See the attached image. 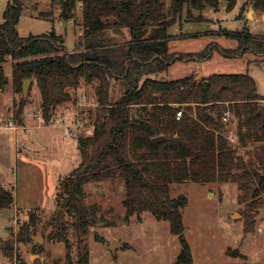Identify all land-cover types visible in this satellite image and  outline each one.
Wrapping results in <instances>:
<instances>
[{"label": "trees", "instance_id": "1", "mask_svg": "<svg viewBox=\"0 0 264 264\" xmlns=\"http://www.w3.org/2000/svg\"><path fill=\"white\" fill-rule=\"evenodd\" d=\"M25 0H8L0 22V90L8 82L4 63L11 59V78L16 91L31 77L40 92V109L51 121L56 106L74 101L72 89L81 79L95 83L96 116L89 135L77 136L81 160L63 182L57 203L75 217V226L86 233L102 220L95 203L86 202L89 181L120 177L125 186V216L149 211L167 220L177 235L180 250L176 262L191 264L193 255L182 219L187 196H172L171 183L232 181L238 200L251 222L252 206L264 200V95L257 92L248 72H215L196 78L153 77L175 60L204 59L207 53H174L168 48L169 25L186 6L203 10L220 0H61L67 16L82 5L83 31L75 49L66 50L63 36L54 28L22 36L17 24ZM231 9L236 0H226ZM264 12V0H250ZM238 39L228 54L251 50L264 55V34L250 35L248 28L229 32ZM121 80L117 98L110 95L112 80ZM182 115L176 118V112ZM24 103L14 113L15 125L23 124ZM226 117V119H224ZM230 117V118H229ZM230 119L240 146L250 147L244 157L224 132ZM164 135L157 142L153 137ZM12 188L0 183V209L14 205ZM31 213L21 231L34 223ZM247 226H249L247 224ZM55 227L67 244L59 223ZM32 237L29 234V237ZM52 236V235H51ZM9 249L4 248L5 252ZM88 252L77 264H87Z\"/></svg>", "mask_w": 264, "mask_h": 264}, {"label": "rangeland", "instance_id": "2", "mask_svg": "<svg viewBox=\"0 0 264 264\" xmlns=\"http://www.w3.org/2000/svg\"><path fill=\"white\" fill-rule=\"evenodd\" d=\"M7 2L0 0V22ZM170 2L163 0L165 10ZM243 3L244 0H236L228 9L226 0H220L217 6L209 5L192 12V16L184 6L168 27L172 35L168 41L169 51L204 52L207 57L176 60L164 71V77L179 78L195 70L209 74L249 68L263 80L264 64L248 61L251 52L232 55L223 51L238 46V39L229 32L249 28L250 35H261L253 32L264 30L257 22L250 24L251 20L248 24L247 20L245 24L239 17L241 8L244 16L250 0ZM61 12V0H25L18 32L27 36L54 28L63 36L66 50H73L83 31L82 5L76 4L72 17H64ZM254 12L257 16L264 13L258 9ZM11 62L7 59L4 63L8 82L0 90V165L3 168L0 182L12 188L15 200L12 207L0 209V264H77L85 251L88 252L87 264H180L176 262L180 243L177 235L170 232L167 220H157L149 211L125 216V186L120 177L89 181L84 185L86 202L99 207L102 220L91 225L86 233L78 230L75 217L58 205L57 196L63 182L81 160L77 136L93 131L92 122L100 107L92 105L96 81L81 79L87 104L75 106L82 97L76 88V91L71 90L74 101L69 103L71 116L65 118V123L79 125L71 126V130L69 127V134L58 121L64 111L58 106L49 121L53 123L43 125L46 122L35 80L30 82L28 95L23 99L21 91H16L12 83ZM120 84V79L112 80V98H117L121 92ZM21 102L27 126L14 129V113ZM229 118L224 121L229 122L227 128L232 130L224 133L246 157V151L252 146L239 145L234 133L235 123ZM170 192L172 196L183 194L188 199L182 219L193 255L191 264H264V200L259 206H252L251 222L247 223L250 219L244 214L245 203L238 200L236 182H174L170 184ZM59 208L62 210L57 223L63 228L67 244L55 227ZM31 213L35 222L28 224V232L21 231ZM29 234L40 235L42 241H36ZM112 240L117 242L114 251L110 248ZM4 248L9 251L5 252Z\"/></svg>", "mask_w": 264, "mask_h": 264}, {"label": "crops", "instance_id": "3", "mask_svg": "<svg viewBox=\"0 0 264 264\" xmlns=\"http://www.w3.org/2000/svg\"><path fill=\"white\" fill-rule=\"evenodd\" d=\"M247 0H244V3L246 2ZM243 3V4H244ZM243 6V5H242ZM248 7H249V5H248ZM247 10L248 9H246V12H247ZM198 10H196V9H192V12H197ZM241 11H242V8H241ZM241 11H240V14H239V17H241L243 20H244V22H245V24H246V21H247V17H246V12H245V14H244V16H242L241 15ZM201 15V14H200ZM253 22H257V24L259 25H262V27H264V13H262V14H260L259 16H257L256 14H255V12L253 13V18H252V21H251V23L250 24H252ZM248 30H249V28H248ZM250 31V30H249ZM264 31V30H263ZM263 31H261V32H253V33H257V34H264V32ZM252 33V32H251ZM172 36V35H171ZM171 38V37H170ZM169 38V39H170ZM224 49H234V48H224ZM171 52V51H170ZM246 52H251L252 54L250 55V57L248 58V61H255V64L256 63H258V64H264V55H260V54H255L253 51H251V50H245V51H242V52H240V53H238V55H241L242 53H246ZM174 53H177V52H174ZM177 54H179V53H177ZM194 58V57H193ZM186 59H189V58H186ZM196 59H198V58H196ZM180 60H183V59H180ZM200 60H204V59H200ZM176 61V60H175ZM174 62V61H173ZM172 62V63H173ZM238 72H248L253 78H254V80H255V84H256V89H257V92L259 93V94H261V95H264V76H263V80H260V79H258L257 78V74L255 73V72H252L249 68H247V70H245V71H238ZM213 73H215V72H213ZM191 74H194L195 75V77L196 78H200V77H202V76H207V75H209V74H211V73H209V74H203V73H201L200 71H198V70H195V72L194 73H191ZM153 77H163V78H165L164 77V71H160V72H157V73H153V74H151ZM186 76V75H185ZM77 89V94L79 95H81V97L82 98H84L85 97V99H82V98H79L78 99V101L76 102V104H75V106L77 105H83V104H87V103H85L86 102V94L83 92V84H79V86L76 88ZM76 89H75V91H76ZM83 100H85L84 102H83ZM70 102H67V103H65V104H63V105H58V108L60 107V108H62L64 111L61 113V116H60V119L58 120L59 122H60V125L61 126H63L65 129H66V133H69L68 131H69V127H70V130H71V126H78L79 125V123H77L76 122V124H74V123H65V118L66 117H69V116H71V108H70V104H69ZM69 104V105H68ZM72 104V103H71ZM97 105V103H95V102H93L92 103V105ZM53 122H51V123H44L43 125H50V124H52ZM24 126H27L26 125V115H25V118H24V121H23V124L22 125H13V128L14 129H16V128H19V127H24ZM9 127H11V126H9ZM228 130H226V131H229V130H232V128L230 129V128H227ZM232 132V131H231ZM70 134V133H69ZM233 134V133H232ZM234 137V136H233ZM2 167V166H1ZM2 170H3V168H2ZM1 183V182H0ZM2 185H4L3 183H1ZM5 186V185H4Z\"/></svg>", "mask_w": 264, "mask_h": 264}, {"label": "water", "instance_id": "4", "mask_svg": "<svg viewBox=\"0 0 264 264\" xmlns=\"http://www.w3.org/2000/svg\"><path fill=\"white\" fill-rule=\"evenodd\" d=\"M253 11H254V8H253V2H251L249 4V7H248V10L246 12V17H247V20H248V24L249 22L252 20L253 18ZM61 15L62 16H67V12L65 10V7L62 6V12H61ZM32 81V78L31 77H28V78H24L23 81H22V98L25 99L28 95V90H29V84L30 82ZM261 111L262 113H264V104H261ZM161 139H164V135H157L155 137H153V141L154 142H157ZM2 170V167L0 165V171ZM62 208H59L57 211H56V223L58 222L59 220V214L61 212ZM32 238H34L36 241L38 242H41L42 241V237L40 235H32ZM117 245V242L115 240H112L111 244H110V248L112 251L115 250V247Z\"/></svg>", "mask_w": 264, "mask_h": 264}, {"label": "built area", "instance_id": "5", "mask_svg": "<svg viewBox=\"0 0 264 264\" xmlns=\"http://www.w3.org/2000/svg\"><path fill=\"white\" fill-rule=\"evenodd\" d=\"M181 115H182V110L181 109L177 110L175 117L179 118ZM224 119H226V117H224Z\"/></svg>", "mask_w": 264, "mask_h": 264}]
</instances>
